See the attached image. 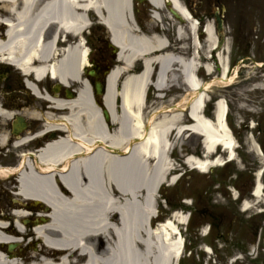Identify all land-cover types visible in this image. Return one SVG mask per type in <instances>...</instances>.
I'll return each instance as SVG.
<instances>
[{"label":"bare ground","instance_id":"1","mask_svg":"<svg viewBox=\"0 0 264 264\" xmlns=\"http://www.w3.org/2000/svg\"><path fill=\"white\" fill-rule=\"evenodd\" d=\"M0 1L9 3L17 22L8 27V45L0 44V50L6 47L4 60L23 72H32L37 79L51 74L52 78L62 82L75 79L81 84L75 101H53L71 113L66 121L69 136L48 143L37 152L40 170L26 166V158L19 168L0 167V176L10 179L16 175L18 195L38 199L49 208L48 213L43 211L37 217L46 222L32 228H27L21 221L32 215L25 210L26 206L18 204L13 207L12 214H0V264H144L143 261L145 264H176L183 255L184 242L177 222L186 224L189 215L176 211L172 218L152 226L160 188L164 182L175 185L180 178L175 174L176 167L170 157V136L175 133L180 138L184 132L193 131L204 137L205 157L191 154L187 158L188 166L200 172L206 173L212 167L226 163L222 155H218V147L228 154L229 160L235 159L238 143L225 126L229 110L227 100L218 98L214 124L203 114L204 105L212 98L208 91L213 83L231 82L227 77L228 57L221 52L216 55L221 78L201 82L196 76L202 67L198 22L180 0L169 1L193 34V55L158 54L145 61L138 76L131 72L135 58L142 53L165 52L169 45L160 35L131 34L132 29L126 24L129 0H87L84 3L78 0H22L23 10L18 12L14 9L17 0ZM39 1L42 6L36 13ZM148 1L158 9L164 3V0ZM92 8L105 15L103 22L110 28L114 44L121 48L119 57L124 65L107 78L105 101L112 114V127L106 126L101 112L91 101L90 86L81 80L87 48L79 42L63 51L60 59L54 57L57 35L65 32L70 36L77 35L87 22L82 11ZM50 22L59 28L53 41L40 46L31 42L16 51V39L37 37ZM204 32L210 43L206 52L210 55L218 44L212 21L205 26ZM186 34V27L180 25L178 39L187 38ZM154 65L158 68L156 82L151 77ZM203 65L206 73L212 75L214 64ZM175 66L182 72L192 97L187 108L189 119H195H191L189 125H182L179 112L159 113L160 116L155 112L150 118L145 117V97L149 87L153 85L159 92L167 89ZM118 96L123 101L117 107ZM0 114H4L1 109ZM5 139L3 137L2 142ZM259 154H263L260 149ZM262 170L256 175L258 181L253 195L256 202L244 200L243 210L254 208L256 203L264 204ZM13 215L17 218L12 225L6 218H13ZM27 232L33 233L34 239L41 243L34 254L24 250L22 240L17 236ZM13 243L19 245L22 252H6V246ZM207 250L210 252L211 248L208 246Z\"/></svg>","mask_w":264,"mask_h":264},{"label":"rangeland","instance_id":"2","mask_svg":"<svg viewBox=\"0 0 264 264\" xmlns=\"http://www.w3.org/2000/svg\"><path fill=\"white\" fill-rule=\"evenodd\" d=\"M194 1L195 7H197L199 1ZM225 3L228 10L225 13L227 23L222 32L226 36V43L219 52L228 57L232 63L228 72V78L231 82L228 84H222L218 81L213 83V87L208 91L212 96V101L207 103L206 115L213 116V102L216 99L221 97L227 99L230 107L229 126L232 127L234 137L238 142L236 160L227 162L222 166L212 167L206 174L198 170H190L188 166H185V168L175 170L177 175L185 173L175 185L164 182V186L157 196L158 215L154 218L152 226L155 227L160 222L172 218L176 211L190 215L186 225L177 222L185 239V250L181 264H264V213L256 215L254 208L248 212H243L241 205L239 207L234 201V194L239 192H241L243 199L254 201L251 190L256 183V174L264 168V0H225ZM204 15L205 12L200 9L195 19L200 22L197 31L200 43H202L200 63L201 65L208 62L215 64L214 76L211 78L204 76L205 81L208 82L214 77L221 78L222 74L217 68L216 60H214L216 53L212 52L211 59L206 52L210 43L206 40V33L203 32V28L210 23L211 17L206 18ZM182 24L180 23V25ZM186 33L187 38L180 41L182 44L180 54L191 57L194 46L192 44L193 34L187 28ZM201 70H204L203 66ZM170 77L171 82L176 81V74L173 76L171 74ZM171 91L162 92L163 96H161L160 101L151 108L152 113L159 110L163 113L171 108L172 103H176L178 106L172 112H180L182 107L187 106L188 100L192 99L188 87L184 91L180 89L185 95L176 101H170L164 96L165 93ZM182 119L184 124L192 122L188 113L183 115ZM177 140L180 144L181 139ZM188 140L191 143L192 154L202 157L204 153L202 139L194 134ZM260 148L263 149L261 156L259 154ZM217 149L223 158L227 156L226 153L222 152L223 149L220 147ZM16 156L14 153L2 152L0 154V167L13 166L16 162ZM261 180L264 183V175ZM17 186L18 180L15 175L10 179L0 176V214L13 213L11 212L13 207L18 205L16 201H13L15 198L22 203L15 193ZM221 190L227 195H224ZM199 197L202 205L198 204ZM203 207L204 209L201 211L200 208ZM255 207L261 208L264 205L262 202L256 203ZM37 210L41 209L39 207L31 208V211L36 212ZM216 210L225 213L226 217L228 215V220L237 217L245 221L242 226L244 232L241 242L225 243V240L216 239L211 230L207 236L204 235L211 226L209 224L210 216L207 213ZM37 217V214L33 215L29 221L30 226L36 224L35 218ZM13 218H6V221L13 225V220L17 217L13 216ZM226 232L225 237H227ZM17 236L21 240L23 239L21 235ZM34 238L32 233L31 236L20 242L27 253L34 254L39 249L41 243ZM208 246L212 248L210 254L206 252ZM19 250L18 245L14 252L17 253ZM5 251L9 252L8 245ZM235 257H240V259L234 262L232 259ZM143 263L146 262L143 261Z\"/></svg>","mask_w":264,"mask_h":264},{"label":"flooded vegetation","instance_id":"3","mask_svg":"<svg viewBox=\"0 0 264 264\" xmlns=\"http://www.w3.org/2000/svg\"><path fill=\"white\" fill-rule=\"evenodd\" d=\"M78 1L84 3L87 0ZM181 1L194 15L199 14V10L203 9L205 17L215 16L216 11L214 9L218 10L220 5L217 0H198L197 7H195L194 0ZM220 1L224 5L226 13L228 10L225 0ZM164 2L162 8L155 9L147 0H130L129 9L126 12V24L137 34L165 36L169 45L168 49L175 54H180L182 44L177 37V30L180 25L179 17L171 10L170 2L168 0H164ZM41 4V1L37 3L35 12H39ZM14 9L17 12L23 10L22 0L16 1ZM13 11L8 2L0 1V44L4 46L9 43V23H17ZM82 12L85 14L87 22L77 35L70 36L65 32L58 36L59 28L54 22H50L40 30L37 37H30L27 40V36H23L16 39V51L23 46L30 45L31 42L38 46L45 42H51L57 35L58 42L55 43L54 57L60 59L63 51L69 46L81 42L87 48V61L82 69L81 80L87 84L91 83L93 86L98 83L104 87L107 81L106 77L112 70L124 68L119 57L121 49L116 43L114 44L111 30L103 22L105 15L97 13L93 8ZM223 21L227 22L226 14L223 16ZM233 31L235 34V29ZM0 53V109L4 112V114H0V154L7 152L14 153L16 156L18 153L15 163L22 160L21 155H25L31 167L40 170L37 163L39 162L37 152L48 143L69 136L66 121L71 113L67 108H59L53 101H75L79 96L81 84L75 79H68L66 83H62L58 79L52 78L51 74H47L42 79H37L32 72H23L11 62L4 60L7 54L6 47H3ZM143 69L144 59L139 57L133 62L131 72L138 74ZM153 69L154 75L151 77L155 82L158 68L154 65ZM174 69L176 70L177 67L175 66ZM176 76L177 80L169 84L171 86L169 90L173 91L164 94L170 101L181 99V96L184 95L180 91V89L185 90L183 76L179 72L176 73ZM90 91L94 101L102 105L103 96L99 94V91L97 89ZM152 91L153 95L147 98L146 118L150 116L151 108L161 99L157 97V89L154 86H152ZM119 103L117 106H120ZM106 126H113L109 119L106 121ZM3 137L6 138L5 142H2ZM188 137L184 135L181 139L182 144H179V140H176L174 134L170 139L173 145L172 159L179 168H185L187 156L192 152ZM221 191L227 195L226 192ZM235 202L240 207L241 199ZM198 204L202 205L200 199ZM207 214L210 216L209 224L212 235L216 239L225 240V243L231 241L239 243L243 240L242 226L245 224L243 219L240 220L236 217L228 220V215L226 217L225 213L218 210L212 213L208 211ZM225 232L227 237L224 236ZM230 234L232 235L228 236Z\"/></svg>","mask_w":264,"mask_h":264},{"label":"water","instance_id":"4","mask_svg":"<svg viewBox=\"0 0 264 264\" xmlns=\"http://www.w3.org/2000/svg\"><path fill=\"white\" fill-rule=\"evenodd\" d=\"M220 21V24H219V29H221L222 27V21L220 19H218ZM97 88L99 89V87L97 86ZM106 112V111H105ZM107 113V112H106ZM37 203H39V201H37ZM14 248V246H10V250H12Z\"/></svg>","mask_w":264,"mask_h":264}]
</instances>
